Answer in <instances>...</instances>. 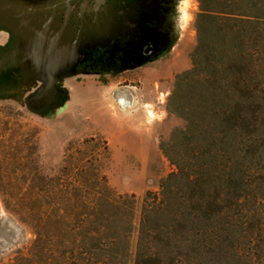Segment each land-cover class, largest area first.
<instances>
[{
	"label": "trees",
	"instance_id": "16d2710c",
	"mask_svg": "<svg viewBox=\"0 0 264 264\" xmlns=\"http://www.w3.org/2000/svg\"><path fill=\"white\" fill-rule=\"evenodd\" d=\"M199 2L198 55L176 89L194 79L214 127L147 193L133 264H264V0ZM60 186L44 192L65 200L40 203L30 223L37 264H131L135 196L93 162Z\"/></svg>",
	"mask_w": 264,
	"mask_h": 264
},
{
	"label": "rangeland",
	"instance_id": "374dc122",
	"mask_svg": "<svg viewBox=\"0 0 264 264\" xmlns=\"http://www.w3.org/2000/svg\"><path fill=\"white\" fill-rule=\"evenodd\" d=\"M199 11V0H179L174 41L161 59L116 77L75 76L65 81L56 105L30 101L35 80L14 67L0 69V76L10 77L0 86V264H37L29 255L37 207L66 198L44 191L61 190L91 162L116 192L135 196L133 264L147 193L160 191L179 161L189 166L209 139L207 127H214L204 114L200 85L193 79L176 89L198 55ZM5 62L11 66L10 57ZM125 90L133 99L121 107L116 93Z\"/></svg>",
	"mask_w": 264,
	"mask_h": 264
},
{
	"label": "flooded vegetation",
	"instance_id": "af4514ba",
	"mask_svg": "<svg viewBox=\"0 0 264 264\" xmlns=\"http://www.w3.org/2000/svg\"><path fill=\"white\" fill-rule=\"evenodd\" d=\"M178 6L179 0H0V69L11 70L5 59L17 44L34 43L36 58L48 53L56 73L55 93L40 104L56 105L75 76L116 77L161 59L174 41ZM14 69L35 80L34 91L43 87L38 69ZM9 78L0 76V86Z\"/></svg>",
	"mask_w": 264,
	"mask_h": 264
},
{
	"label": "water",
	"instance_id": "95a60500",
	"mask_svg": "<svg viewBox=\"0 0 264 264\" xmlns=\"http://www.w3.org/2000/svg\"><path fill=\"white\" fill-rule=\"evenodd\" d=\"M40 46H43V44ZM36 51L37 48L34 43H24L22 45L17 44L12 50H10V60L12 67L18 68L22 65H26L31 71H36V69H38V71L41 72L40 78L43 80L44 85L36 93L30 96V101L41 100L44 96H50L52 93H55L56 73L53 72L54 60L48 53L41 56L40 58H36ZM40 68L41 70H39ZM57 71L59 72L60 69ZM33 75H35V73H33ZM127 91L130 95V99L127 103H130L132 102L133 98L131 92L129 90ZM117 95H119V91L116 93V99L118 100ZM119 103L121 107H125L124 105L127 104H123L121 101H119Z\"/></svg>",
	"mask_w": 264,
	"mask_h": 264
},
{
	"label": "bare ground",
	"instance_id": "6f19581e",
	"mask_svg": "<svg viewBox=\"0 0 264 264\" xmlns=\"http://www.w3.org/2000/svg\"><path fill=\"white\" fill-rule=\"evenodd\" d=\"M118 100L121 101L123 104L127 103L130 99L129 92L127 90L123 91L122 93H119Z\"/></svg>",
	"mask_w": 264,
	"mask_h": 264
}]
</instances>
